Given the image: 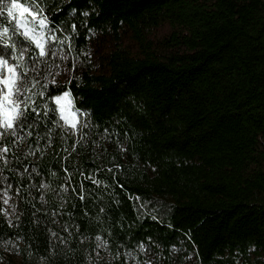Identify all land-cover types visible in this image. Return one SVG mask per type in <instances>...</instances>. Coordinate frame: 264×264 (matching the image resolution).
Returning <instances> with one entry per match:
<instances>
[{
  "label": "trees",
  "instance_id": "1",
  "mask_svg": "<svg viewBox=\"0 0 264 264\" xmlns=\"http://www.w3.org/2000/svg\"><path fill=\"white\" fill-rule=\"evenodd\" d=\"M52 12L76 34L36 79L63 85L53 96L70 88L89 127L45 123L20 143L3 173L17 226L0 214V264H264V0H56Z\"/></svg>",
  "mask_w": 264,
  "mask_h": 264
},
{
  "label": "snow or ice",
  "instance_id": "2",
  "mask_svg": "<svg viewBox=\"0 0 264 264\" xmlns=\"http://www.w3.org/2000/svg\"><path fill=\"white\" fill-rule=\"evenodd\" d=\"M55 3L56 0H10V3L0 0V17L6 14L7 20L11 23V27L0 24V204L4 206L0 208V214L4 215L10 228L17 226L10 218L12 213L7 211L12 199L9 193L13 186L8 183L3 173L11 171V165L20 162L16 156L20 143L25 137L32 139L34 135L39 136L38 129L40 128L48 133L50 130L45 127V123L55 124L58 130L63 128L70 130L73 134L89 127L88 120L91 113L87 109L76 107L75 98L70 88L53 96L51 88L59 89L63 85L56 84L54 78L51 80V87L47 78L36 79L37 76L47 71L44 65L46 60L65 61L68 59L63 53L65 48L71 52L72 37L76 34L75 24L71 25V33H66L64 25L57 26L53 23L52 9ZM89 15L88 11L82 12V16L85 18ZM89 31L91 32V30ZM81 55L87 54L81 53ZM55 67L59 68V65H55ZM75 68L76 65L73 64V72ZM30 74L31 80L29 79ZM54 75H59V73ZM57 115L59 120L56 119ZM81 118H84L83 122H81ZM59 121H62L63 125H60ZM9 138L12 141L11 147L7 143ZM47 139L50 146L51 136ZM60 139H64V137L61 136ZM75 150L76 144L73 145V151ZM37 151H39L38 148ZM65 151L67 150L65 149ZM122 151H126V149H122ZM64 159L68 158L64 157ZM115 167L119 168L120 165L117 164ZM24 171L27 172L28 169H24ZM62 171L70 180L68 168L65 167ZM107 171L112 172L113 169L109 168ZM51 175L55 177L57 173L52 172ZM89 180L96 186L101 185L99 179L89 177ZM119 186L123 188V185ZM32 187H36V185H32ZM40 187L51 188L48 183H43ZM60 189L67 192L69 185L67 183L61 185ZM71 190L75 191L74 188ZM19 193L20 189L16 188L15 194L19 195ZM78 198L84 200L85 196L81 193L78 194ZM135 199L140 201L138 196ZM40 200L44 201L43 195L40 196ZM11 207L14 213L16 205L13 204ZM103 211L104 209H101V212ZM63 230L69 231L67 227H64ZM51 236L58 239L60 244L67 243L64 237L58 236L55 232H51ZM95 240L98 242L96 246L98 249L108 250L110 247L101 235H97ZM148 240L151 243L150 237ZM3 244L18 247L16 241L11 239H5ZM137 247L141 254L150 250L144 242H140ZM175 250L173 248V251ZM96 255L99 256L98 251ZM119 255L118 253L117 258ZM126 255L131 256L132 254L129 252ZM71 258L67 257V259ZM134 258L139 259V257Z\"/></svg>",
  "mask_w": 264,
  "mask_h": 264
},
{
  "label": "rangeland",
  "instance_id": "3",
  "mask_svg": "<svg viewBox=\"0 0 264 264\" xmlns=\"http://www.w3.org/2000/svg\"><path fill=\"white\" fill-rule=\"evenodd\" d=\"M64 91H65V90H64ZM61 93H62V92H61ZM61 93H60V94H61ZM10 210H11V208H10V205H9L7 211L10 212Z\"/></svg>",
  "mask_w": 264,
  "mask_h": 264
}]
</instances>
